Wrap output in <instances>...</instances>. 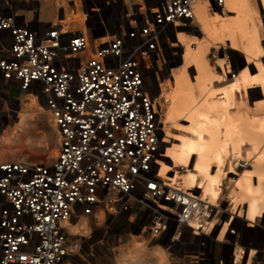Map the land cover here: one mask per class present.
Instances as JSON below:
<instances>
[{
    "label": "built area",
    "instance_id": "2783aa9c",
    "mask_svg": "<svg viewBox=\"0 0 264 264\" xmlns=\"http://www.w3.org/2000/svg\"><path fill=\"white\" fill-rule=\"evenodd\" d=\"M196 1L73 0L72 28L61 5L53 23L23 16L35 12L31 0H0V96L20 91L42 103L57 141L52 161L0 160V264H71L68 225L80 219L96 227L84 242L89 260L128 237L160 248L192 242L215 264L211 206L158 176L164 138L149 88L166 34L191 24ZM246 241L253 260L264 253ZM239 248L229 264H246L252 250Z\"/></svg>",
    "mask_w": 264,
    "mask_h": 264
},
{
    "label": "bare ground",
    "instance_id": "6f19581e",
    "mask_svg": "<svg viewBox=\"0 0 264 264\" xmlns=\"http://www.w3.org/2000/svg\"><path fill=\"white\" fill-rule=\"evenodd\" d=\"M71 1L68 0L67 8L61 5L64 7L63 19L66 13H71V17L65 18L62 23L72 20L73 26L80 14L76 11L77 15H73L79 5H71ZM214 4L198 0L192 5L193 20L190 25L199 28L202 39L195 43L184 38V33H179V45H173L181 50L183 48L182 67L178 73L169 76L173 78L172 83L168 81L160 86L161 95L156 98L165 156V162L158 168V176L177 193L200 198L211 208L219 209L227 171H234L235 162L247 161L250 170H245L231 184L230 200L232 211H237L240 218L244 215L243 218L253 226L251 223H257L264 215V104L256 105L249 112L245 95L246 90L254 86L261 87L264 93V16L262 19L259 9L261 5L264 10V0H223L220 6ZM214 9L221 10V13H216ZM230 14L236 17H230ZM77 27L78 23H75L72 28ZM226 42H229L231 51L241 54L245 63L239 75L230 82V68L226 67L223 59H216L219 52L226 49ZM211 55L216 59L215 66L209 65ZM189 69H193L194 76L190 75ZM254 69L257 75L252 74ZM215 80H220L218 84H229L220 89L214 86ZM25 97H29L40 113L48 112L33 97ZM161 100H166L168 105L163 107ZM0 112L5 127L6 114ZM30 116L24 113L20 117L19 124L10 134L11 138L26 128ZM180 122L189 123V126L184 127ZM7 130L6 127L1 130L0 136ZM3 140L4 145L11 144L8 136H4ZM168 144L171 145L166 147ZM1 158L5 160L4 156ZM194 190L201 191L202 195L196 196ZM218 213L221 212L217 210L215 214ZM68 226L73 225L69 223ZM82 226H86L84 219L73 226V232ZM208 226L211 231L216 227L212 222ZM228 226V223L225 224L218 241L223 239ZM251 252L246 264L253 262L254 251Z\"/></svg>",
    "mask_w": 264,
    "mask_h": 264
},
{
    "label": "rangeland",
    "instance_id": "374dc122",
    "mask_svg": "<svg viewBox=\"0 0 264 264\" xmlns=\"http://www.w3.org/2000/svg\"><path fill=\"white\" fill-rule=\"evenodd\" d=\"M39 1L31 0V5L36 9V13L34 11H32V13L21 11L25 18L30 19L31 16H35L37 14L35 17L42 22L52 21L53 23H57V9L60 5L66 7V4L68 3V0ZM139 2L140 0H126L128 7H130L132 4H138ZM21 9L24 8L18 7V10ZM259 9L261 12V18L263 19V7L259 5ZM213 11L218 14L221 13V10L214 9ZM229 16L236 17L235 14H230ZM62 17L63 16L60 15L59 19L61 18L62 20H64L66 18L67 20V18L71 17V13H66L64 19ZM71 21L72 20H68L67 23ZM75 23L78 22H73L72 27L75 26ZM179 33H184V35H186L184 36V38L191 39V41L195 43L200 41L203 36L201 31H199V28H192L191 25L184 29L169 31L166 34L165 45L161 47L163 60L160 61L157 67H155V71H153V73L149 75V88L152 96L157 99L161 95L160 86L163 84H167L168 81H170L169 84L172 83L173 78H169V76L171 75V73H178V71L182 67L181 55L183 52V48L181 50L178 47H173V45L175 44L179 45L177 39ZM226 43V49L221 50L219 52L220 55H217L216 59H223V63L226 64V67L230 68L229 71L231 72L228 75V81L230 82L234 81V78L239 75V73L245 66V63H243V57L241 56V54H239V52L237 53V51L235 50L234 52L231 51L228 44L229 42ZM262 43L264 44V39ZM195 46L196 45H194V47ZM209 58V65L215 66L216 59L213 57V55L209 56ZM262 62L264 64V57L262 59ZM189 73L191 76L195 75L193 69H189ZM252 74L257 75L258 72L254 69V72H252ZM219 82L220 80H215L214 86L220 89L229 84V82L218 84ZM263 95L264 93L261 87L254 86L246 90L245 99L248 105L247 109L249 110V112L252 109H255L256 105L264 104ZM161 103L163 104V107H166L168 105L166 100H161ZM40 105L44 107L42 103H40ZM0 111H4L3 113L6 114L5 127L8 129L4 135L0 136V160H3L1 157L4 156L5 160L3 161H17L23 160L24 158L29 159L33 162L52 161L55 156L57 141L55 129L51 123V116L48 112L42 111L40 113L37 106H35L30 101L29 97L26 98L20 91L13 95L0 96ZM24 113H28V115H31L30 120H28L26 123V128L22 130L19 135H15L13 138H11L10 134L19 124L20 117ZM180 125L185 127L189 126V123L180 122ZM5 127L3 125V128L0 129V131L5 129ZM181 132H183V129ZM4 136H8L9 140L11 139L10 145H4ZM170 145L171 144H168L166 145V147ZM247 163L248 162L245 160H239L238 162H235L233 164L234 171H227V177L223 183L224 195L221 198L220 207H218L219 209L212 208V212H210V214L208 213L204 217L206 222L205 226H207L209 222H212L216 225L214 230H212V233L210 232V237L212 240H214L213 243L209 244L208 248V250L210 251L209 255H211L212 258H215L216 260L215 264H217V260L219 259V257H221V259L223 260V264H229L232 260V252L235 247V255L238 256L240 253L242 254V252H239L241 250L239 246H246L247 248H249V243L246 240H255L254 244L256 246L263 247L264 249V215L258 219L257 223H251L253 225L251 226L249 225L250 222L246 221L243 218L244 215H242L243 217L240 218L238 217L239 213L237 211H232V201L230 200L231 184L235 183V181L239 179V175L242 174L245 170H250V166ZM200 195H202L201 191H196V196L199 197ZM217 210L221 213H218L216 215L215 213L217 212ZM81 221L82 219L73 220L71 224L75 227ZM84 221L86 222V226H82L75 232H73L72 230V228L74 227L69 226V244L72 252L71 264H211L209 258L201 259V254H205L204 251H200L198 249V245L193 244L192 242H186L184 245H182L183 243L181 242V245L179 246H170L169 248L166 246V248H160L154 243L147 242V240L136 238L129 239L128 237L122 238L121 244L118 242V246L114 248L113 251H111L112 246L109 245V248L107 249L109 250V252L106 253L104 251H101L99 252L100 255H96L95 260H89L85 256V252L87 251L85 250L86 244L84 242L88 238L92 237V233L95 232L96 227L93 221ZM227 223L229 224V227L227 229L229 230V232H227V235H230V231L234 232V235H230L232 237V240L229 241L226 238H223L221 241H216L219 237V233H221V231L225 227V224ZM96 233L102 235L100 231H96ZM201 235L202 237L204 236L203 234ZM238 239L242 241V245H239ZM116 242L117 239L114 240L113 244H116ZM254 247L255 246H250L249 249L253 252ZM227 252H230L231 254H228ZM193 256H198V259L193 258ZM196 260L198 261L193 262ZM253 261L254 263L252 264H264V253L260 254L257 252ZM258 261L260 263H258Z\"/></svg>",
    "mask_w": 264,
    "mask_h": 264
},
{
    "label": "crops",
    "instance_id": "0c3cea01",
    "mask_svg": "<svg viewBox=\"0 0 264 264\" xmlns=\"http://www.w3.org/2000/svg\"><path fill=\"white\" fill-rule=\"evenodd\" d=\"M182 61V60H181Z\"/></svg>",
    "mask_w": 264,
    "mask_h": 264
}]
</instances>
